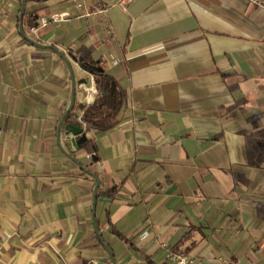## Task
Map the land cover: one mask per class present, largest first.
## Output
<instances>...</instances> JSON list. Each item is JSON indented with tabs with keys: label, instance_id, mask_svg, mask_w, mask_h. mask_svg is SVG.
<instances>
[{
	"label": "crops",
	"instance_id": "obj_1",
	"mask_svg": "<svg viewBox=\"0 0 264 264\" xmlns=\"http://www.w3.org/2000/svg\"><path fill=\"white\" fill-rule=\"evenodd\" d=\"M117 2L25 0L35 46L21 0H0V264H111L93 219L116 264H264V8ZM57 51L79 145L63 124L57 140ZM69 52L120 87L112 128L81 120L90 72Z\"/></svg>",
	"mask_w": 264,
	"mask_h": 264
},
{
	"label": "trees",
	"instance_id": "obj_2",
	"mask_svg": "<svg viewBox=\"0 0 264 264\" xmlns=\"http://www.w3.org/2000/svg\"><path fill=\"white\" fill-rule=\"evenodd\" d=\"M76 61L93 75L94 86L97 95L94 102L88 106L78 103V108L82 110L81 120L92 128L107 130L117 123V114L122 105V91L115 79L106 72L99 60H94L91 56H76L69 52ZM76 105L67 114L63 122V128L69 125H79L75 121H70L71 117H75L74 113ZM117 188H112L111 193L115 194Z\"/></svg>",
	"mask_w": 264,
	"mask_h": 264
},
{
	"label": "water",
	"instance_id": "obj_3",
	"mask_svg": "<svg viewBox=\"0 0 264 264\" xmlns=\"http://www.w3.org/2000/svg\"><path fill=\"white\" fill-rule=\"evenodd\" d=\"M24 6H25V0H21V7H20V12H19V32L31 44H33L35 46H42V44H40L37 41L29 38L24 33V31H23V27H22V16H23V13H24ZM57 53L64 60L66 66H67V68L69 70V73L71 75V94H70V101H69V104H68L65 112L62 114L61 119L59 120L58 125H57V140H58L59 139L58 138L59 137V131H60V128H61V126L63 124V120L65 119V117L67 116V114L72 110V108L74 106V102H75V84H76V82L73 79V76H72V68H71V65H70V62H69L68 58L62 52L57 51ZM82 83H85L86 85L89 86L91 84V81L89 79H87V80L84 79V80H82ZM66 131H71L74 134L82 133L81 134V137L78 138L74 142L75 145H79V144H81L82 142L85 141V134L82 132V127L80 125H77V126L76 125H69L66 128ZM90 174H91V176L95 180V187H94V190H93V197H92V213H93V215H95V206H96V201H97V190H98V186L100 184V178L94 172H90ZM93 227H94V230H95L97 236L100 239V242L102 243V245L104 246V248L106 250V253L108 255V258L110 260V263L111 264H116V261L114 259V256H113L112 251L110 250V248L107 246V244L104 242V240L102 239V237L99 234V231H98V228H97V224H96V220L95 219H93Z\"/></svg>",
	"mask_w": 264,
	"mask_h": 264
},
{
	"label": "built area",
	"instance_id": "obj_4",
	"mask_svg": "<svg viewBox=\"0 0 264 264\" xmlns=\"http://www.w3.org/2000/svg\"><path fill=\"white\" fill-rule=\"evenodd\" d=\"M131 0H118L117 4L121 6L122 8H125L126 4L130 2ZM247 2L254 4L258 7L264 8V0H246ZM46 21L43 20L41 25H45ZM37 28H34V31H36ZM89 80L91 81V84L88 86L85 83L82 84L83 89V95H82V101L85 103V105H90L94 102L95 96L97 94V90L94 87L93 82V75L90 73ZM97 163V162H96ZM167 260L170 264H193L194 258L188 254L181 251H169L167 254ZM219 264H230L226 261H223Z\"/></svg>",
	"mask_w": 264,
	"mask_h": 264
}]
</instances>
